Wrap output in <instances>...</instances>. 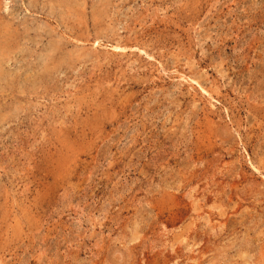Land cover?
<instances>
[{"label": "rangeland", "instance_id": "rangeland-1", "mask_svg": "<svg viewBox=\"0 0 264 264\" xmlns=\"http://www.w3.org/2000/svg\"><path fill=\"white\" fill-rule=\"evenodd\" d=\"M0 264H264V0H0Z\"/></svg>", "mask_w": 264, "mask_h": 264}]
</instances>
